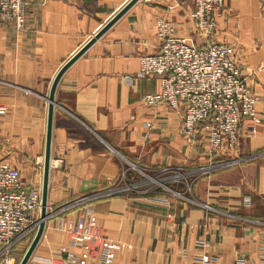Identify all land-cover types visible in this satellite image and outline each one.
<instances>
[{"label":"crops","instance_id":"obj_1","mask_svg":"<svg viewBox=\"0 0 264 264\" xmlns=\"http://www.w3.org/2000/svg\"><path fill=\"white\" fill-rule=\"evenodd\" d=\"M126 1L29 0L23 29L0 19V140L7 138L0 159L16 166L25 182L42 186L54 74ZM192 9L193 0H138L62 74L51 125V214L30 260L59 261L72 252L84 264H103L88 239L73 244L64 229L66 220L91 208L95 227L119 245L110 264H195L199 255L214 257L211 264H238L239 257L264 264V0H224L215 14L212 38L235 46L258 95V121L242 120L235 147L208 155L204 140L188 144L180 110L142 101L158 89L157 77L122 79L138 69L140 55L158 50L159 17L173 21L177 35L201 43ZM124 162L184 195H168L165 207L149 198L163 191L128 189L142 177L129 174ZM176 170L180 180L173 179ZM109 189L116 191L77 201Z\"/></svg>","mask_w":264,"mask_h":264},{"label":"built area","instance_id":"obj_2","mask_svg":"<svg viewBox=\"0 0 264 264\" xmlns=\"http://www.w3.org/2000/svg\"><path fill=\"white\" fill-rule=\"evenodd\" d=\"M29 0H0V19L11 20L16 29H23L26 24V5ZM224 0H193V9L189 12L194 31L202 42L190 43L185 37L175 33L173 21L159 17L155 20L156 34L160 39L158 50L139 57V66L134 73L122 76L125 83H132L141 77L155 76L158 89L143 95L142 101L147 106L160 102L182 113L180 132L188 144L204 140L208 155L221 149L233 148L238 144L239 127L245 117L258 121V95L246 81L236 58L235 46L229 42L212 38L216 30L215 14ZM7 142L3 137L0 144ZM184 175L176 170L173 179L180 180ZM150 179L159 186L169 188L154 176ZM187 187L190 182L186 181ZM136 185L127 188H136ZM144 192L153 187H147ZM154 190H158L155 189ZM116 189L103 193H93L77 201L91 199L101 194H111ZM178 196L179 191H173ZM150 197L154 203L165 207L170 204L169 196L155 193ZM41 204V185H31L21 178L20 170L0 159V262L18 264L13 255L15 244L25 235L36 230ZM170 216V213L168 214ZM64 229L69 234L71 243L82 238L88 239L91 247L98 250L103 264L114 261L117 241L103 235L95 227L92 209L88 208L83 216L66 220ZM65 251L61 249L59 254ZM59 261L48 259H28L26 264H84L85 260L74 253L67 252ZM214 257L196 256L195 264H211ZM238 264H245L243 257Z\"/></svg>","mask_w":264,"mask_h":264},{"label":"water","instance_id":"obj_3","mask_svg":"<svg viewBox=\"0 0 264 264\" xmlns=\"http://www.w3.org/2000/svg\"><path fill=\"white\" fill-rule=\"evenodd\" d=\"M136 1L138 0H127L119 9H117L109 19H107L101 26L71 55L62 63L58 68L50 84L49 93L47 96L48 109H47V127H46V138H45V150H44V162H43V175H42V186H41V204L39 209V217L37 221L36 230L30 240L27 248L22 254L18 264H26L30 258L37 242L39 241L43 229L45 226V220L51 214L48 210L47 205V184H48V173H49V163H50V138H51V125H52V115L53 108L55 105V90L59 79L66 69L78 58L80 57L114 22H116ZM251 156L241 157L229 162H235L247 159ZM229 162H226L229 163ZM225 164V163H221Z\"/></svg>","mask_w":264,"mask_h":264},{"label":"rangeland","instance_id":"obj_4","mask_svg":"<svg viewBox=\"0 0 264 264\" xmlns=\"http://www.w3.org/2000/svg\"><path fill=\"white\" fill-rule=\"evenodd\" d=\"M124 167H125V170L129 173V174H133L135 177L134 178H137V177H142V178H138V179H135V181L134 182H136V183H138V184H140V185H136L137 187H136V189H140V191H143L144 189H148L147 187H154L155 189H158V190H160V191H163V193H161V194H164V193H166V195H169V196H171V195H176V197L178 196L177 194H175L173 191H175V190H177V189H173L170 185V188H172V189H166V188H163V187H161V186H159V185H157V183L155 182V181H153V180H151L150 179V177L148 178H146V177H144V175H143V173L142 172H139V170H138V167H137V169L136 168H133L132 167V165L131 164H129V163H127V162H124ZM141 171V170H140ZM144 171V170H143ZM144 172H147V171H144ZM151 175V174H150ZM152 176V175H151ZM170 183V182H169ZM167 185H168V183H166ZM184 184H185V186H184ZM182 185L186 188V193H188V188L186 187V182L184 183V182H182ZM183 190H185V189H183ZM177 191H179V190H177ZM180 192V191H179ZM183 194V193H182ZM155 195H157V194H153V195H151L150 197H153V196H155ZM184 195V194H183ZM149 197V198H150ZM180 197V196H179ZM31 235V233L30 234H27V235H25L23 238H21L16 244H15V246H14V248H13V255L15 256V260H17V261H19L20 260V258H21V256H22V254L24 253V251H25V249L27 248V246H28V238H29V236Z\"/></svg>","mask_w":264,"mask_h":264}]
</instances>
